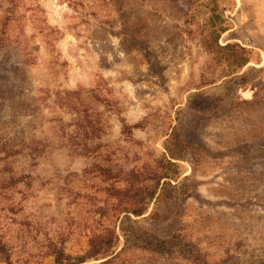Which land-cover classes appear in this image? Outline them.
<instances>
[{
	"label": "rangeland",
	"instance_id": "1",
	"mask_svg": "<svg viewBox=\"0 0 264 264\" xmlns=\"http://www.w3.org/2000/svg\"><path fill=\"white\" fill-rule=\"evenodd\" d=\"M158 181L145 214L115 209ZM120 222L159 249L135 237L110 264H264V0H0L12 264L104 228L121 249Z\"/></svg>",
	"mask_w": 264,
	"mask_h": 264
},
{
	"label": "trees",
	"instance_id": "2",
	"mask_svg": "<svg viewBox=\"0 0 264 264\" xmlns=\"http://www.w3.org/2000/svg\"><path fill=\"white\" fill-rule=\"evenodd\" d=\"M244 62L243 64H246ZM160 181V179H159ZM156 182L153 187L145 186L140 196L136 199L134 198L130 202L126 199L129 198L128 192L131 190H117L123 196L126 195V198L119 197L117 198V203L115 209L119 210L118 212H126L133 214L134 216H141L146 213L148 207L153 202V206L157 205L159 202L163 201V192L166 186H171L170 182L164 181L159 187L160 182ZM127 191V193H126ZM157 216V210H153L148 213V218H153ZM130 219L129 215L124 216V220ZM119 229L121 235L124 239V246L121 249H118L120 236L116 233L113 228H104V231L101 233H95L89 238L88 248L85 253L81 256L72 258V256L66 254L62 248H53L55 253L53 264H88L86 263L89 258H92L95 263L91 264H110L113 257L118 256L119 252L123 251L125 246L131 242L135 237L142 239L145 246H151L152 249H159V243L154 242L151 235H148L144 231L136 232L133 227H127L123 225V222H120ZM73 259V260H72ZM0 260L4 264H12L9 256L8 249L4 242L0 240Z\"/></svg>",
	"mask_w": 264,
	"mask_h": 264
}]
</instances>
